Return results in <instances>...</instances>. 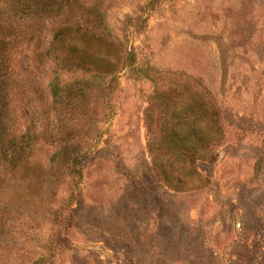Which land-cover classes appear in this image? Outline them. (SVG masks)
I'll use <instances>...</instances> for the list:
<instances>
[{"label": "rangeland", "instance_id": "1", "mask_svg": "<svg viewBox=\"0 0 264 264\" xmlns=\"http://www.w3.org/2000/svg\"><path fill=\"white\" fill-rule=\"evenodd\" d=\"M2 27L0 264H264V0H0Z\"/></svg>", "mask_w": 264, "mask_h": 264}, {"label": "trees", "instance_id": "2", "mask_svg": "<svg viewBox=\"0 0 264 264\" xmlns=\"http://www.w3.org/2000/svg\"><path fill=\"white\" fill-rule=\"evenodd\" d=\"M3 30H4V28L2 27L0 29V31H3ZM58 41L59 42H62L63 40L58 39ZM9 46H10L9 45V42L6 40V38H0V64H1V68H2V63H5V61H4L5 60L4 59V54L7 51V48ZM2 70H3L2 71L3 72V75H7L9 68H8V66L5 65V67L2 68ZM0 122H1V120H0ZM0 135H2V134H0Z\"/></svg>", "mask_w": 264, "mask_h": 264}]
</instances>
